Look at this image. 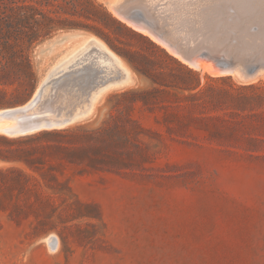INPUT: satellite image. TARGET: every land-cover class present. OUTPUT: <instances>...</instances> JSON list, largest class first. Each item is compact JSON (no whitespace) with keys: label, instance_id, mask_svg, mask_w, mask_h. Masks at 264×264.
I'll use <instances>...</instances> for the list:
<instances>
[{"label":"rangeland","instance_id":"1","mask_svg":"<svg viewBox=\"0 0 264 264\" xmlns=\"http://www.w3.org/2000/svg\"><path fill=\"white\" fill-rule=\"evenodd\" d=\"M83 1L87 17L61 13L82 24L42 30L36 41L27 29L16 50L30 58L37 85L24 102L0 112L28 104L66 57L97 37L121 58L130 79L119 73L96 97L89 90L91 69L66 72L54 79L57 85L46 89L31 113L57 118L71 108L78 112L81 102L82 109L95 102L64 128L113 129V138L120 140L92 144L103 158L125 163L118 168L111 163L101 169L68 167L75 196L72 204L59 198L57 208L49 210L51 219L34 214L16 218L11 209L1 210L0 264H264V0H183L185 7L209 14L216 8L232 20L214 40L190 8L193 12L179 22L183 25L191 16L197 21L190 23L189 33H175L180 42L229 41L240 66L243 49L249 64H260L253 77L225 80L217 79L223 74L213 73L219 69L212 61L200 58L205 63L198 68L185 65L164 44L125 23L110 0ZM178 1L143 3L168 2L171 7ZM55 9L45 7L47 12ZM186 68L198 75V88ZM196 102L195 108L191 104ZM0 167L28 170L22 163L0 162Z\"/></svg>","mask_w":264,"mask_h":264},{"label":"trees","instance_id":"2","mask_svg":"<svg viewBox=\"0 0 264 264\" xmlns=\"http://www.w3.org/2000/svg\"><path fill=\"white\" fill-rule=\"evenodd\" d=\"M86 2L90 3V0ZM84 4L83 0H0V108L24 102L36 88L37 75L30 58L16 50L24 42L27 29L37 35L36 41L42 30L50 31L57 25L63 28L78 26L82 23L63 17V14L85 16L82 13ZM92 5L100 9V6ZM49 6L59 10L47 12L45 7ZM102 12L109 16L104 10ZM186 70L196 78L198 88V75ZM226 78L229 76L217 79ZM191 105L196 108L200 103ZM112 132L113 129L104 127L89 129L86 125H76L13 138L0 136V162L22 163L28 168L0 167V211L11 209V217L16 218L32 214L36 218H53L54 214L49 210L57 208L59 198L72 204L70 198L75 196L72 177L66 173L68 167L101 169L111 163L118 168L125 163L117 157L103 158L98 147L92 144L93 141L109 144L107 140H120L114 139ZM93 153L99 156H93ZM74 202L81 203L80 200Z\"/></svg>","mask_w":264,"mask_h":264},{"label":"water","instance_id":"3","mask_svg":"<svg viewBox=\"0 0 264 264\" xmlns=\"http://www.w3.org/2000/svg\"><path fill=\"white\" fill-rule=\"evenodd\" d=\"M112 1L115 0H110L109 5ZM169 6L170 5L168 2L158 3L155 6L149 7L147 4L143 3V0H125V2H118L117 4H115L114 11L117 16L127 18L133 24H135V26L141 27L146 30L149 34V38L153 37L162 42V44L164 45L161 46L167 51L170 49L173 52L170 54L179 59L185 65L196 68L197 59L204 58L205 60L212 61L219 69V71L225 74L223 76L241 75L245 78H250L258 74V68L260 64L258 66L249 64V55L245 51V49H243L242 52L243 56H245V60L243 61V65L240 66V64L236 61L234 54H232L233 48L229 41L224 44L217 43L213 39L211 40H213L214 42H201L197 40L193 44H185L182 41L180 42L175 33H189V28L191 25L190 23L193 20L197 21L195 20V17L191 16V18L189 17L190 19L185 18V21L183 20L184 22L182 25L179 20L181 19V16L183 14L186 16V14L190 15L193 11H197L199 16L197 15V13H195V15L200 18V20H198L197 22L204 26L207 30H212L214 23L208 17V10H198L199 7H190L193 9V11H190V8L188 6L185 7V3L183 0L181 2L178 1L177 4L172 5L171 7ZM117 18L120 20L119 17ZM231 20L232 17H229L228 21ZM260 67L264 68V63H261ZM240 69H243L241 70L242 74L238 73ZM67 76L68 75L64 76V84L69 79V77ZM56 85V81L51 80L49 76L48 79L41 84L37 95L33 98V101H37V104H40L45 89L52 86L54 87ZM29 103L23 107L14 108V110L24 111L28 107ZM90 110L91 103L87 108L79 111L77 114L74 109H69L68 111L61 113V116L57 118L46 120H43L41 118H29L27 120L28 126L24 130L13 132L12 134H16L18 136L27 135L42 130L61 129L72 124L80 118L79 116L87 114V112H89ZM7 113H10V111ZM7 113L4 114L7 115Z\"/></svg>","mask_w":264,"mask_h":264},{"label":"bare ground","instance_id":"4","mask_svg":"<svg viewBox=\"0 0 264 264\" xmlns=\"http://www.w3.org/2000/svg\"><path fill=\"white\" fill-rule=\"evenodd\" d=\"M257 1V0H256ZM261 1V0H260ZM118 2H125V0H115L112 1L110 3L111 8L114 11V5L117 4ZM115 12V11H114ZM122 17V16H121ZM208 17L211 19V21L214 23V26L212 27L211 30V36L213 37L214 40H217L218 38L216 37L218 31H222V30H226L227 28V24H228V19L229 17H231V15H220V13L218 12V10L215 8L210 9V14H208ZM124 18V17H122ZM124 20H127L129 22H127V24L129 26H131L132 28L138 30L139 32L146 34L149 36L148 32L146 30H144L141 27H137L135 26V24H133L129 19L124 18ZM125 22V21H124ZM134 25H132L131 23ZM126 23V22H125ZM152 39L160 44H162V42L158 41L157 39L153 38ZM170 50V49H169ZM173 53V52H172ZM177 55V54H176ZM120 57H118L113 51H111L102 41L98 40V38L96 37L88 40L86 42H84L78 49H76L74 52H72L68 57L65 58L63 64L61 65V67L58 69V67L56 66V68L58 70H56V72L51 73L50 75V79L54 80L56 78H60L61 75H63L66 72L69 71H79V70H83V69H91L92 73V80H91V89L92 90V94L93 96L96 94H100L102 93V91L109 87L110 85H112L114 83V79H117V75L123 74L124 75V80H129L130 79V71L123 65V62L119 59ZM200 59V58H199ZM199 59H197V66L201 67L199 65L200 62L201 63H205L204 61H199ZM207 65V64H204ZM209 65V64H208ZM210 65H212V63H210ZM207 67V66H206ZM210 67V66H209ZM213 67V66H212ZM216 67V66H215ZM208 69V68H207ZM214 70V68H211ZM76 70V71H75ZM240 71V70H239ZM73 72V73H74ZM88 73V74H90ZM214 74L217 75H221V72L219 70H216L213 72ZM75 74V73H74ZM223 74V73H222ZM224 75V74H223ZM90 76V75H89ZM49 77V76H47ZM62 77V76H61ZM89 78V79H90ZM64 79V77H63ZM85 79V78H84ZM88 79V80H89ZM46 81V80H44ZM72 81V80H71ZM90 81V80H89ZM123 80H121L122 82ZM63 82V81H62ZM86 82V81H85ZM84 82V83H85ZM61 83V82H59ZM83 83V82H82ZM68 84V83H67ZM70 84V83H69ZM74 83H72L73 86ZM81 84V83H80ZM90 84V83H89ZM69 86V85H68ZM71 86V85H70ZM71 86V87H72ZM79 86V85H78ZM71 87H69V90L71 91ZM74 87H76V85L74 84ZM65 88V87H64ZM77 88V87H76ZM47 89V88H46ZM45 89V91H46ZM67 89V88H66ZM85 90H87L85 88ZM44 91V92H45ZM67 91V90H66ZM68 91V92H70ZM82 91V88H81ZM88 91V90H87ZM67 92V93H68ZM78 92V91H77ZM84 92V91H82ZM101 92V93H100ZM51 93V92H50ZM49 93V94H50ZM72 93V92H71ZM85 93V92H84ZM45 94V93H44ZM47 94V93H46ZM56 94V93H55ZM69 94V93H68ZM74 95V94H73ZM83 95V94H82ZM51 97V95H50ZM76 97V95H75ZM74 97V100H75ZM85 97V95H84ZM87 97V95H86ZM92 97V95H91ZM97 97V95H96ZM62 98V94L60 95V99ZM66 98V97H65ZM93 98V97H92ZM43 99V98H42ZM54 99V98H53ZM51 99V102L52 100ZM57 99V98H56ZM55 99V100H56ZM59 99V98H58ZM57 99V100H58ZM71 99V98H70ZM78 99V98H77ZM62 100V99H61ZM67 100V99H66ZM65 100V101H66ZM87 100V99H86ZM46 101V100H45ZM60 101V100H59ZM69 101V100H68ZM92 101V100H91ZM42 102V101H41ZM50 102V101H49ZM72 102V101H71ZM87 102V101H86ZM46 103V102H45ZM53 103V102H52ZM66 103V102H65ZM92 103V102H90ZM95 103V102H94ZM92 103V104H94ZM44 104V103H43ZM67 104V103H66ZM65 104V106H66ZM72 104V103H71ZM80 104V103H79ZM87 104V103H86ZM37 105V101H33V99L30 101L28 107L24 110V111H15L14 109H9V110H4V112H0V133L6 134L8 136H17L16 134H12L13 132H17V131H22L24 130L27 126H28V122L27 120L29 118H41L43 120L46 119H51L50 117H52V110H51V116L49 118H46L44 116H34L32 115V110L33 108ZM45 105V104H44ZM50 105V104H49ZM68 105V104H67ZM83 105L84 102H81V105L76 106L77 111L79 112L82 111L83 109ZM88 105V104H87ZM40 106V105H39ZM38 106V107H39ZM54 106V105H53ZM64 106V105H63ZM74 106V105H73ZM85 106V105H84ZM50 107V106H49ZM56 107H62L61 103H58L56 105ZM94 107V105H93ZM70 107H68L69 109ZM37 109V107H36ZM41 109V108H40ZM45 109V108H44ZM54 109V108H53ZM57 109V108H56ZM72 109V108H71ZM82 109V110H81ZM75 110V109H74ZM10 113H7L9 112ZM36 111V110H35ZM34 111V112H35ZM43 111V110H41ZM50 111V110H49ZM76 112V114L78 113ZM4 113H7V115H5ZM46 113V112H45ZM47 114V113H46ZM60 114V113H59ZM57 114V115H59ZM55 115V114H54ZM55 115V116H57ZM48 116V115H47ZM54 116V117H55ZM59 117V116H58Z\"/></svg>","mask_w":264,"mask_h":264}]
</instances>
